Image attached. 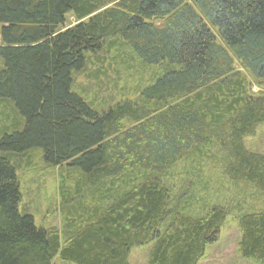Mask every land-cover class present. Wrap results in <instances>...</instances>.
<instances>
[{"label": "trees", "instance_id": "1", "mask_svg": "<svg viewBox=\"0 0 264 264\" xmlns=\"http://www.w3.org/2000/svg\"><path fill=\"white\" fill-rule=\"evenodd\" d=\"M0 36V99L25 121L0 137V264H129L151 240L148 264H198L232 206L183 213L163 176L206 146L224 154L228 178L264 192V154L245 144L264 124V92L235 67L264 84V0H0ZM110 38L167 68L141 101L99 113L73 91L74 75ZM34 149L79 171L77 192L93 200L63 235L20 211L14 159ZM129 172L133 184L113 181ZM239 227L242 256L264 264V211Z\"/></svg>", "mask_w": 264, "mask_h": 264}, {"label": "rangeland", "instance_id": "2", "mask_svg": "<svg viewBox=\"0 0 264 264\" xmlns=\"http://www.w3.org/2000/svg\"><path fill=\"white\" fill-rule=\"evenodd\" d=\"M72 24H75V19L68 17L65 26ZM217 30L214 28V31ZM235 67L242 71L252 86L251 90L264 92V84L258 83L239 63ZM166 68L167 63H144L122 39L110 38L101 51L88 54L86 67L74 75L73 91L80 94L97 112L103 113L124 100L141 101L143 89L153 83ZM20 122L22 126L18 130L23 128L25 121L14 102L9 98L0 99V137L17 131L14 128ZM245 144L250 151L264 154V124L258 127L255 136L246 139ZM14 160L18 167L22 213L33 215L38 227L58 230L61 235L66 231L67 222L74 223L75 217L78 223L83 221L80 217L94 203L88 192H77V182L81 177L79 171L68 168L66 164L48 165L42 149L19 154ZM225 162L224 154L216 146H206L180 160L165 173L163 181L171 192L173 204L188 215L202 216L208 207L215 204L232 206L221 228L220 238L207 245L198 264H262L255 259L244 258L240 252L242 232L239 217L245 213L264 211V192L228 178L224 173ZM130 175L129 172V175L127 173L113 181L117 184L122 181L133 184L136 180H132ZM106 182L110 186L112 179ZM73 205H78L80 210L74 215L69 213ZM154 244L155 241L151 240L133 247L129 264H148ZM53 264L69 263L56 255Z\"/></svg>", "mask_w": 264, "mask_h": 264}]
</instances>
